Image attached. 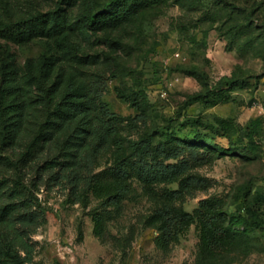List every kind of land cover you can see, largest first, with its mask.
I'll use <instances>...</instances> for the list:
<instances>
[{
    "label": "rangeland",
    "instance_id": "374dc122",
    "mask_svg": "<svg viewBox=\"0 0 264 264\" xmlns=\"http://www.w3.org/2000/svg\"><path fill=\"white\" fill-rule=\"evenodd\" d=\"M232 1L252 13V32L234 35L237 21L230 11ZM56 3L0 0V13L7 19L49 11L50 25L59 24V30L25 41L0 36V84L22 85L27 91L26 113L12 149L19 152L38 131L46 132L25 170L31 173L33 164L56 152L71 133L67 125H43L45 112L33 100L37 91L30 68L37 69L45 60L51 81L60 93L70 81L88 89L92 77L100 74L106 80L101 101L125 120L115 122V134L98 154L97 169L120 159L126 152V141L142 134L143 120H136V126L131 121L139 114L145 115L150 132L171 125V130L177 132L198 129L206 133L208 140L217 143L219 156L194 170L201 176V184L182 187L174 204L178 209L193 211L210 194L224 196L231 219L229 227L241 239L235 241L236 249L216 264H264V42L259 38L264 35V0H225L224 13L216 21L205 19L201 9L180 5L176 0H75L59 12L55 11ZM118 7L123 8L124 16L109 17L97 28L89 27L83 18L84 11ZM68 39L80 44L78 57L86 55L82 60L63 56ZM191 66L206 71L212 83L222 76H237L243 86L230 90L226 100L214 105L191 100L189 95L205 87L187 72ZM218 118L228 119L237 131L223 132ZM92 146L91 137L84 132L69 142L75 154H84ZM13 171L9 166H0V176ZM135 185L133 198L124 203L121 214L111 222L115 232L131 226L135 229L126 253L114 240L102 241L95 235L89 207L66 201L56 188H42L39 196L47 208V220L33 235L38 245L29 264H196V222L169 251L158 249L154 243L157 230L143 224L156 200L146 194L142 184ZM150 187L160 197L162 190L176 188L177 183ZM248 201H252L261 219L251 229L237 225ZM3 229L0 223V231Z\"/></svg>",
    "mask_w": 264,
    "mask_h": 264
},
{
    "label": "trees",
    "instance_id": "16d2710c",
    "mask_svg": "<svg viewBox=\"0 0 264 264\" xmlns=\"http://www.w3.org/2000/svg\"><path fill=\"white\" fill-rule=\"evenodd\" d=\"M73 1L57 0L55 11H62L64 5ZM176 2L201 9L203 17L213 21L218 20L225 10V0ZM232 4L230 11L235 13L233 19L237 21L234 35L240 37L252 32V13L237 1H232ZM50 15L49 11H41L19 19H7L0 13V36L25 41L51 30H59L58 23L50 25ZM123 16L122 7L83 12V18L91 28H97L109 17L117 19ZM259 38L264 42V35ZM63 47L65 58H77L82 48L71 39L66 40ZM84 56L78 58L82 60ZM187 72L205 86L189 95L191 100H202L210 105L226 100L230 90L243 86L241 77L237 76H222L212 83L207 72L198 66H191ZM30 75L37 91L33 100L45 112L43 125H67L71 133L56 152L37 160L31 173L26 171L24 166L37 153L46 132L38 131L23 150L16 153L12 149L26 113L27 91L22 85L0 84V166L14 169L11 175L0 176V223L4 225L0 231V256H6V259L0 258V264L33 262L38 245L33 235L47 220V208L39 196L42 188H56L64 194L66 201L89 207L95 235L102 241L114 240L126 253L132 244L135 229L131 226L126 231L115 232L111 222L121 214L124 203L133 198L136 182L142 184L152 200H156L155 206L144 217L143 224L157 230L154 243L158 249L169 251L181 240L193 221L199 236L196 264H216L236 249L235 241L241 239V235L229 227L231 219L224 196L210 194L193 211L183 207L178 209L174 204L182 193V187L201 184L202 178L194 170L212 163L219 156L216 154L217 143L208 140L206 133L198 129L177 132L171 130V125L150 132L145 115L139 114L131 121L136 126V120H143L142 134L138 139L126 141V152L120 159L97 169L100 164L98 154L108 147L111 136L115 134L116 123L121 124L125 120L101 101L106 88L105 77L95 74L88 89L70 81L65 91L60 93L58 85L51 81L45 60L37 69L30 68ZM98 109L103 111L102 114ZM217 122L223 132L237 131V127L226 118H218ZM81 132L91 137L93 146L84 154L72 153L70 139ZM159 183H177V187L166 188L157 197V191L150 186ZM248 202L237 223L238 227L245 229L254 228L261 221L252 201ZM82 235L80 227V237Z\"/></svg>",
    "mask_w": 264,
    "mask_h": 264
}]
</instances>
